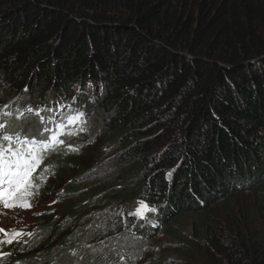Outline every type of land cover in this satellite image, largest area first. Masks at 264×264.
<instances>
[{
  "label": "trees",
  "instance_id": "1",
  "mask_svg": "<svg viewBox=\"0 0 264 264\" xmlns=\"http://www.w3.org/2000/svg\"><path fill=\"white\" fill-rule=\"evenodd\" d=\"M0 101L65 203L0 264H264V0H0Z\"/></svg>",
  "mask_w": 264,
  "mask_h": 264
},
{
  "label": "rangeland",
  "instance_id": "2",
  "mask_svg": "<svg viewBox=\"0 0 264 264\" xmlns=\"http://www.w3.org/2000/svg\"><path fill=\"white\" fill-rule=\"evenodd\" d=\"M235 41L237 42V40ZM15 105H17L15 101H6V103L0 101V111L4 110L5 107H13ZM84 127L85 128H83L82 132L88 136V141L86 142L88 150L82 153V157L83 160H85V164L89 165V168H87L88 172L94 170L99 172L108 170V168L105 166H109L111 169V150L104 140V133L97 128L91 130V132L88 133V126L84 125ZM1 135L2 128H0V136ZM31 180L33 184V187L29 190L31 195L21 196L20 194H17L14 197V199L17 201L23 200L30 203V208L15 207L9 209L0 203V229H5L8 233L5 235L4 232H0V255L2 254L3 244H6V241L9 239V237H12L13 230L15 232L23 233V235L12 237L11 243L24 242L35 232L38 217L42 212L50 210L54 215L58 216L65 207V203L60 204L59 197L62 194L59 191L58 181H52L47 177V175H42V181L44 180V184H47L48 187L41 186L39 188L36 186L37 183L33 179V176ZM70 180H67V182ZM244 200L248 202L249 200L251 201V196L246 195ZM141 202L144 201H139L136 208L133 211H130V215H133L140 220H146L147 215L154 214L155 211H149L145 209L143 217H141V215H137L136 210L137 208L142 207ZM162 241H164V238Z\"/></svg>",
  "mask_w": 264,
  "mask_h": 264
},
{
  "label": "snow or ice",
  "instance_id": "3",
  "mask_svg": "<svg viewBox=\"0 0 264 264\" xmlns=\"http://www.w3.org/2000/svg\"><path fill=\"white\" fill-rule=\"evenodd\" d=\"M32 113V109L27 110ZM34 115L39 118L42 124L45 117L41 115V111L37 110ZM73 121L71 118L68 119V123L71 124ZM28 125L29 134L24 139L19 140V147L15 146L16 141L13 137L4 134L2 141L8 142L7 147L0 144V185H7L6 188H0V203L6 208H30L31 204L27 201H17L14 197L17 194L21 196L31 195L30 189L33 187L32 176L36 172L38 166L41 165L43 160V152L47 150L48 142L56 141V136L45 137L44 132H50L51 129L44 128L43 132L40 130L38 125H34L31 121H26ZM13 125L0 124V128H10ZM61 144L64 141H60ZM142 207L137 208L136 214L143 217L145 209L149 211H155L150 206L141 202ZM0 232H4L7 235V230L0 229ZM23 233L15 232L13 230L12 237H18ZM12 237L6 241L7 243L12 242Z\"/></svg>",
  "mask_w": 264,
  "mask_h": 264
}]
</instances>
